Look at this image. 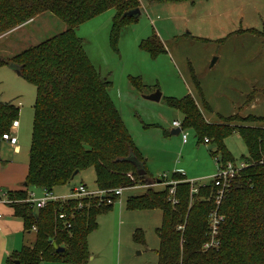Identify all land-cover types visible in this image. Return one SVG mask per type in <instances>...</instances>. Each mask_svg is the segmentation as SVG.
<instances>
[{"label":"rangeland","instance_id":"obj_1","mask_svg":"<svg viewBox=\"0 0 264 264\" xmlns=\"http://www.w3.org/2000/svg\"><path fill=\"white\" fill-rule=\"evenodd\" d=\"M138 3L137 18L115 20L114 9H109L75 28L90 65L110 83L108 95L144 159L145 181L151 184L119 186L123 188L119 199L95 215V226L85 237L87 257L81 264H157L162 210L129 207V199L146 192L147 186L162 191L165 185L156 180L175 171L196 185L209 183L216 173L212 141L198 142L191 128L181 129L187 135L185 143L180 132L171 133L176 128L172 121L181 123L184 116L169 100L189 95L210 123L220 124L233 114L264 116V0ZM63 25L45 12L0 34V59L11 58L61 32ZM154 35L160 50L144 45ZM155 90L161 92L158 101L144 98ZM251 92L253 96L248 98ZM35 98L33 83L7 64H0V101L19 108L18 147L5 141L0 144V170L6 176L0 181L39 198L41 188L23 185L28 174ZM222 144L233 163L245 164L247 148L238 132L227 134ZM205 173L210 175L201 177ZM94 180V169H83L52 193L68 195L81 183L95 189Z\"/></svg>","mask_w":264,"mask_h":264},{"label":"trees","instance_id":"obj_2","mask_svg":"<svg viewBox=\"0 0 264 264\" xmlns=\"http://www.w3.org/2000/svg\"><path fill=\"white\" fill-rule=\"evenodd\" d=\"M133 8L140 10L138 0H0V34L45 12L64 24L61 32L6 59L19 65L20 76L36 87L26 185L52 191L71 181L75 170L87 168L94 169L98 189L146 183L144 159L108 95L110 83L95 72L75 34L78 24L103 11L114 9L115 20H123L131 17L123 13ZM158 41L154 35L144 45L160 50ZM169 103L184 116L181 129H193L198 142L215 144L210 151L213 157L233 162L222 138L234 131L242 137L247 155L220 204L223 219L217 248H202L208 239L207 215L213 207L210 183L200 186L190 201V184L175 171L168 178L180 181L175 185V204L167 197L168 185L162 191L147 186L146 192L129 199V207L162 210L157 264H264V116L233 114L217 124L204 119L189 95ZM18 113L17 106L0 101V137L10 131ZM139 167L144 175L138 174ZM27 192L7 193L13 215L25 229L34 231L35 227L33 243L23 246L12 263L81 264L87 257L85 237L95 226V215L111 205L85 197L50 200L36 208L25 201ZM62 211L72 215L68 221L58 218ZM178 225H183L181 231ZM52 242L64 247V253L58 254Z\"/></svg>","mask_w":264,"mask_h":264},{"label":"built area","instance_id":"obj_3","mask_svg":"<svg viewBox=\"0 0 264 264\" xmlns=\"http://www.w3.org/2000/svg\"><path fill=\"white\" fill-rule=\"evenodd\" d=\"M18 120H13L11 122V128L9 132L1 134L0 140L5 141L8 144L12 146H16L17 144V137L15 135V129L18 127ZM172 125L176 128L180 129V122L173 120ZM181 140L183 143L187 141V135L184 133H181ZM204 141H207L206 138H204ZM215 162L217 165L216 173L212 176V179L210 181V184L213 188V193L211 194L212 198V204L213 207L209 211L207 215V231H208V239L203 243L202 248L203 249H214L217 248L219 245V239H218V231H219V225L222 222L223 216L220 213V204L223 200L226 192L230 189L231 185L233 184V181L238 174L239 170L243 167V165L238 166L237 164L226 161L225 163H222L220 161L219 156L214 157ZM166 175L162 176V181L164 185H168L167 188V197L170 200L172 204H175L177 202V199L175 198V185L180 182L178 180H171L168 179ZM190 184L189 187V199L190 201L193 200V196L198 193L200 186L202 185H196L194 182L188 181ZM151 185V184H147ZM43 190V195L41 197H35L33 192L29 191L27 192V198L25 201L33 204L36 208H42L48 201L50 200H66V199H80V198H94L97 199L98 202H102L104 205H112L115 201H117L121 195V192L123 188L116 187V188H110V189H88L84 184H80L76 187H73L70 194L65 196H56L52 193V191H48L46 189ZM78 208H82V204H78ZM58 218L63 221H68V217L72 216L69 212L62 211L58 213ZM2 217V214L0 212V219ZM67 227L70 226V223L68 222L66 224ZM177 230H182L183 225H178L176 227ZM33 230L35 231V227H33Z\"/></svg>","mask_w":264,"mask_h":264},{"label":"crops","instance_id":"obj_4","mask_svg":"<svg viewBox=\"0 0 264 264\" xmlns=\"http://www.w3.org/2000/svg\"><path fill=\"white\" fill-rule=\"evenodd\" d=\"M15 147H18L17 144ZM209 175V173H205L201 177H207ZM5 177V173L2 172L1 169L0 180H3ZM156 181L158 182V180ZM16 189L17 187L14 188L7 186V184L5 185V183H1L0 181V212L2 214L0 219V264H13L12 262L14 261L15 256L19 254L23 246L31 245L35 237L34 231L25 229L22 220L13 215V209L9 206L7 193L9 191L14 192ZM44 262L47 261H41L38 264Z\"/></svg>","mask_w":264,"mask_h":264},{"label":"water","instance_id":"obj_5","mask_svg":"<svg viewBox=\"0 0 264 264\" xmlns=\"http://www.w3.org/2000/svg\"><path fill=\"white\" fill-rule=\"evenodd\" d=\"M139 15H140L139 8H133V9L127 10V11H125L123 13V16H131V17H134V18H137ZM214 62H215V58L212 59L210 65H213ZM5 64H7L10 69L14 70L17 75H20V69H21V67L19 65H17L14 62L7 61V60H5ZM160 97H161V92L159 90H155L154 92H152L150 94L144 95V98L145 99L153 100V101H158L160 99ZM179 132H180V129L179 128H174V129L171 130V133H173V134H178ZM0 144H1V140H0ZM77 173H78V171L75 170L73 172L71 178H73ZM138 174L144 175L145 174V170L142 169L141 167H139L138 168ZM25 184H26V182L23 183V185H25ZM52 246H53L54 250L58 254H63L64 251H65V248L64 247H60L55 242H52ZM14 264H19V262L18 261H15Z\"/></svg>","mask_w":264,"mask_h":264}]
</instances>
